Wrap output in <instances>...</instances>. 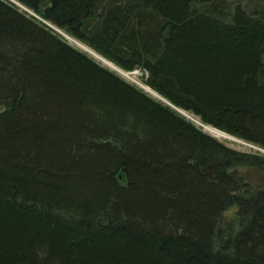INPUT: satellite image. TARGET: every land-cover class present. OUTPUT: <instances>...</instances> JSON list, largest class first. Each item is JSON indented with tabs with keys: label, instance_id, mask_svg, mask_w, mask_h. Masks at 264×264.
I'll use <instances>...</instances> for the list:
<instances>
[{
	"label": "trees",
	"instance_id": "1",
	"mask_svg": "<svg viewBox=\"0 0 264 264\" xmlns=\"http://www.w3.org/2000/svg\"><path fill=\"white\" fill-rule=\"evenodd\" d=\"M14 1L35 16L0 0V264H264V155L54 29L264 151V8Z\"/></svg>",
	"mask_w": 264,
	"mask_h": 264
},
{
	"label": "rangeland",
	"instance_id": "2",
	"mask_svg": "<svg viewBox=\"0 0 264 264\" xmlns=\"http://www.w3.org/2000/svg\"><path fill=\"white\" fill-rule=\"evenodd\" d=\"M11 3L17 5L22 11L29 13L32 16H35L32 12H30L29 10H27L26 8H24L21 4H19L18 2L14 1V0H8ZM225 4H227L228 6H230L231 9H234L237 6H240L241 8H244L248 11H251L255 8H264V0H224ZM54 28V27H53ZM57 32H59V30H57L56 28H54ZM59 34L64 37L66 39L67 42H69V44H71L72 46H74L75 48L82 50L84 52H86L85 50L79 48L77 45L74 44V42H72L67 36H69L68 34L64 33L63 31L59 32ZM88 53V52H86ZM89 54V53H88ZM90 56H92L91 54H89ZM97 62L101 63L103 66L109 68L110 70L116 72L117 74H119L123 79H125L126 81H128L131 84H134L135 86L141 88L142 90H144L147 94H149L152 98L160 101L161 103H164L166 105L169 106V103L167 100H165L163 97L159 96L158 94H154L153 92H151L150 90L147 89H143V84H145V80L147 79L148 75L147 73H144L140 70H136L134 72H126L124 74L119 73L118 71L114 70L113 68H110L106 63H102L101 61H98L94 56H92ZM106 64V65H105ZM122 70V69H121ZM173 109L174 107L171 106ZM181 111V110H180ZM187 113V112H186ZM182 115V114H181ZM184 116V115H182ZM185 118H187L188 120H190L191 122H193L199 129H201L203 132L211 135L212 137L218 139L220 142L224 143L225 145L229 146L230 148L236 149L238 151H242V152H246V153H261L264 155V151L259 149L258 147L251 145L247 142H244L242 140H239L236 137L230 136L224 132L225 135L229 136L231 139L228 138H224V137H215L212 134L208 133L205 130V124H203L201 122V120L198 117L193 116V114H188V117L184 116ZM193 119V120H192ZM194 119H197L194 120ZM201 122V124H200ZM221 132V131H220ZM234 210H232L231 213H233Z\"/></svg>",
	"mask_w": 264,
	"mask_h": 264
},
{
	"label": "bare ground",
	"instance_id": "3",
	"mask_svg": "<svg viewBox=\"0 0 264 264\" xmlns=\"http://www.w3.org/2000/svg\"><path fill=\"white\" fill-rule=\"evenodd\" d=\"M72 42H74L75 45H77L79 48L85 50L86 52H88L89 54H91L92 56H94L98 61H101L102 63H106L110 68H113L114 70L118 71L121 74H124L125 72L121 69H119L118 67H116L114 64H112L111 62L107 61V59L103 58L102 56L96 54L93 50H91L89 47H87L86 45L82 44L81 42L75 40L74 38L67 36ZM105 64V65H106ZM143 89H147L150 90L151 92H153L154 94H157L155 91H153L152 89H150L148 86H146V84H143ZM186 115H188L189 113H186ZM193 120V119H192ZM197 121V119H194ZM198 122V121H197ZM201 124V122H200ZM205 130L212 134L215 137H224V138H228L231 139L229 136L225 135L224 133L220 132L219 130L213 128L212 126L209 125H205Z\"/></svg>",
	"mask_w": 264,
	"mask_h": 264
},
{
	"label": "water",
	"instance_id": "4",
	"mask_svg": "<svg viewBox=\"0 0 264 264\" xmlns=\"http://www.w3.org/2000/svg\"><path fill=\"white\" fill-rule=\"evenodd\" d=\"M59 32H61V31H59ZM169 105H170V106H173V105H171L170 103H169ZM173 107H174V106H173ZM174 109H176L180 114H182V115L188 117V115H186L184 111H180V110L177 109L176 107H174Z\"/></svg>",
	"mask_w": 264,
	"mask_h": 264
}]
</instances>
